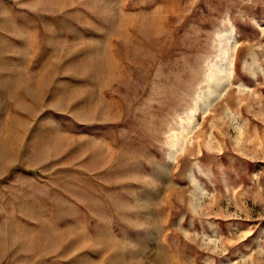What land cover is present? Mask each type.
Segmentation results:
<instances>
[{
    "label": "rangeland",
    "instance_id": "374dc122",
    "mask_svg": "<svg viewBox=\"0 0 264 264\" xmlns=\"http://www.w3.org/2000/svg\"><path fill=\"white\" fill-rule=\"evenodd\" d=\"M0 264H264V0H0Z\"/></svg>",
    "mask_w": 264,
    "mask_h": 264
},
{
    "label": "bare ground",
    "instance_id": "6f19581e",
    "mask_svg": "<svg viewBox=\"0 0 264 264\" xmlns=\"http://www.w3.org/2000/svg\"><path fill=\"white\" fill-rule=\"evenodd\" d=\"M232 72H233V71H232ZM231 74H232V73H231ZM231 74H230V75H231ZM225 79H226V78H225Z\"/></svg>",
    "mask_w": 264,
    "mask_h": 264
}]
</instances>
